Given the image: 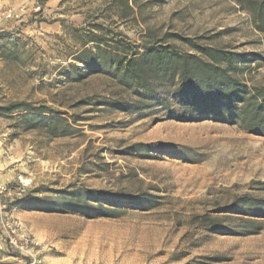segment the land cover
<instances>
[{"label": "rangeland", "instance_id": "obj_1", "mask_svg": "<svg viewBox=\"0 0 264 264\" xmlns=\"http://www.w3.org/2000/svg\"><path fill=\"white\" fill-rule=\"evenodd\" d=\"M36 2L0 0V181L13 192L32 178L5 202L37 264H264V134L188 119L166 86L167 109L139 111L98 50H119L120 70L145 45L223 50L251 91L264 86L252 14L236 0ZM0 264L25 260L1 246Z\"/></svg>", "mask_w": 264, "mask_h": 264}, {"label": "trees", "instance_id": "obj_2", "mask_svg": "<svg viewBox=\"0 0 264 264\" xmlns=\"http://www.w3.org/2000/svg\"><path fill=\"white\" fill-rule=\"evenodd\" d=\"M236 1L252 14L256 28L264 32V0H246L245 4ZM122 7L133 12L127 5ZM152 36L153 33L148 29L143 38ZM157 41L160 42L159 39ZM142 49V52L132 53L130 58H123L125 64L120 70L119 50L111 55L110 52L98 48L106 68L103 69H109L113 61L118 68L115 71L119 73V80L134 86L138 91L139 97L144 101L141 103L144 106L139 111L153 106L167 109L168 97L160 102L157 92L160 86H166L171 89L169 97L182 108L184 114L189 115L188 119L196 116L209 117L216 122L237 124L256 135L264 134V86L248 91L238 82L234 76L238 56L223 50L194 48L205 54L206 59H202L196 54L178 53L168 44L145 45ZM82 63L88 67L91 64L84 59ZM147 102L149 106L144 104ZM38 114L34 115L39 119H52L41 118L48 116ZM169 114L173 118L174 110H169ZM91 194L94 197L99 195L97 191H92Z\"/></svg>", "mask_w": 264, "mask_h": 264}, {"label": "built area", "instance_id": "obj_3", "mask_svg": "<svg viewBox=\"0 0 264 264\" xmlns=\"http://www.w3.org/2000/svg\"><path fill=\"white\" fill-rule=\"evenodd\" d=\"M34 0V11L38 12L41 8L40 4ZM20 14L14 9L6 10L3 18L11 20L19 18ZM32 178L29 176H20L18 178L17 187L11 192L6 185L0 181V247L4 246L12 252H15L25 264H37V252H35V243L30 238L25 224L20 220L8 217L6 213L5 198L14 195L22 197L30 188Z\"/></svg>", "mask_w": 264, "mask_h": 264}]
</instances>
